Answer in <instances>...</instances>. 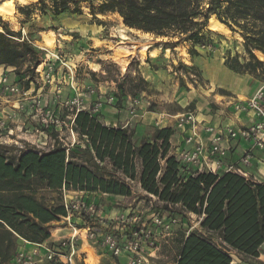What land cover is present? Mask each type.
I'll use <instances>...</instances> for the list:
<instances>
[{"label":"trees","instance_id":"obj_1","mask_svg":"<svg viewBox=\"0 0 264 264\" xmlns=\"http://www.w3.org/2000/svg\"><path fill=\"white\" fill-rule=\"evenodd\" d=\"M96 1L40 0V10L54 21L65 14L85 16L87 4L97 25L104 24L98 15L117 14L129 30L168 39L157 44L162 49L173 51L186 44L193 60L201 58L200 47L210 44L208 25L215 18L240 34L247 56L241 61L238 55H228L223 66L236 77L264 82V59L257 55L264 57V0H101L95 8ZM37 53L43 55L21 32L6 25L0 28V69H17ZM42 63L38 59L35 68ZM186 69L201 74L195 64ZM226 78L230 80L228 74ZM238 80L242 91L246 82ZM73 128L77 143L71 148L58 145L46 153L31 149L11 157L0 151V264H14L20 240L43 244L50 238L47 226L67 216L62 203L38 199L39 191L131 196L127 179L138 180L156 198L155 212L174 215L180 208L181 214L199 218L200 229L182 226L175 233V264H235L234 255L260 258L264 180L182 166L170 154L171 128H156L153 138L139 146L132 140L133 132L104 127L86 111L77 113Z\"/></svg>","mask_w":264,"mask_h":264},{"label":"rangeland","instance_id":"obj_2","mask_svg":"<svg viewBox=\"0 0 264 264\" xmlns=\"http://www.w3.org/2000/svg\"><path fill=\"white\" fill-rule=\"evenodd\" d=\"M100 3L101 0H97L94 7L97 8ZM39 4L40 0L25 5L17 4L12 17L7 19L0 17V28L6 25L15 33L21 32L33 45L40 47L43 53V55L37 53V56L30 54L27 61L17 69L9 67L0 69V151L6 152L8 157L18 156L23 151L31 149L46 153L58 145L69 146L72 138L66 128L58 132L53 127L52 133L42 121L49 120L46 118V112L50 111V117L59 118L69 124L66 119L68 111L63 105L76 98L83 102V106L91 105L93 110L96 104L104 103L109 97H114L117 104L113 107L124 109V113L129 117L141 111L146 115L145 119H149L147 123H150L152 121L150 117L164 120L169 118L168 115L195 111V102L200 97L209 99L210 104L220 103L219 96H228L223 94V91L237 96V94L246 95L247 92L253 93L255 90L246 83L243 84L242 91L228 88V85L223 87L216 84L230 83L226 78L227 74L222 69L219 72L221 68L219 65L224 63L228 55L232 57L238 55L241 61L247 56L240 34L233 33L215 18H212L208 25V29L212 31L209 35L210 44L200 47L198 50L202 55L201 58L193 60L186 44L180 45L173 51L162 49L157 44L168 42V39H157L151 35L129 30L117 14L98 15V20L104 24L97 25L88 5L83 4L85 16L78 17L75 24H63L57 19L52 21L48 13L36 12L40 9ZM211 24H217V28L214 29ZM47 42H50V45H47ZM17 43L22 44V40ZM42 48L47 49L48 52ZM52 54H58L65 63L76 70L77 91L71 88L66 68ZM46 55L54 67V80L47 84L42 82L40 74L37 73L38 67L35 68L37 60L44 62ZM257 55L261 60L264 59L260 53ZM193 64L200 69L201 74L186 69V67L191 68ZM5 76L14 85L17 84L16 78L20 80L19 93L12 94L4 90L2 78ZM252 81L256 86L264 85V82ZM239 84L237 78L232 81V85ZM119 85L122 88H119ZM92 96L96 98L93 105ZM86 99L90 104H85ZM133 109H137L136 113ZM146 125H149L150 129L155 128L154 123ZM255 156V166L247 169L246 177L263 180L264 155ZM257 168H260L259 173ZM67 196L71 201L95 198L101 216L107 219L106 226H96L102 234L118 233L116 229L122 224L117 219L122 216L134 217L136 226L148 220V217L155 212L154 209L159 206L156 199L139 191L135 192L134 200L75 192H67ZM37 198L47 204H60L64 194L41 190ZM173 212L174 215L171 216H178L181 222L174 228L175 232L171 238L159 239V256L153 260V264H175L177 241L175 233L182 229V226L190 231L200 229L199 218L191 214H181L180 208H175ZM73 221L78 228H84L83 220L74 218ZM55 228H60L55 235V240L59 237L58 243L71 233L66 222ZM79 233L85 236V232ZM77 244L82 260L88 254L89 264H111L112 258L109 261L97 258L102 251L98 248L92 250L88 247V245L92 247L91 243L85 244L80 240ZM260 259L234 255L235 264H264V248ZM76 262L78 264L77 258ZM43 264L52 263L45 261Z\"/></svg>","mask_w":264,"mask_h":264},{"label":"built area","instance_id":"obj_3","mask_svg":"<svg viewBox=\"0 0 264 264\" xmlns=\"http://www.w3.org/2000/svg\"><path fill=\"white\" fill-rule=\"evenodd\" d=\"M42 50L48 52L47 49L42 48ZM52 56L66 68L71 88L77 91L76 70L65 63L58 54H52ZM36 71L45 84L53 82L54 67L51 65L48 55ZM15 81L17 84L14 85L7 76L2 78V86L7 93L17 94L21 91L20 80L16 78ZM232 97L233 95L219 96L221 101L216 104L233 107L236 113L252 112L258 118L256 123L248 127L228 125L217 128L206 126L196 111L190 110L175 116L168 115L169 118L175 120L176 131L187 134L184 143L189 149L181 150L174 155L182 166L192 167L200 172L205 171L213 175L236 173L246 176L254 154L256 152L264 153V90L259 89L250 96L237 98L238 100H234ZM116 104V99L109 97L104 103L96 104L92 111L97 112L104 105L115 106ZM63 106L68 111L66 119L69 124L59 118L50 117V111L46 112V118L49 120L43 119L42 122L51 132L53 127L58 132L66 128L72 138V142L68 146L71 148L77 143V134L73 128L74 121L77 113L84 111V106L79 98L66 102ZM204 134L209 139L205 138ZM236 142H242L247 147L240 160L230 164L227 159L232 150L231 144ZM62 192L64 194L62 205L67 213V216L62 220L68 224L70 235L63 238L55 247L47 244H33L34 248L30 252H18L14 264H43L45 261L52 264H77V243L80 240L91 243L94 248L99 250L109 251L116 259H126V264H153V260L159 256V239L168 240L171 238L175 232L174 228L181 222L179 217L171 216L165 211L154 212L148 217V220L136 226L134 217L122 216L117 219L122 224L120 228L116 229L119 235L110 232L102 234L96 226H106L107 219L101 216L95 198L71 201L67 196L68 191L63 189ZM74 218L83 220L84 228H78L73 221ZM80 231L85 232L84 237L79 233ZM82 264H89L87 257L82 261Z\"/></svg>","mask_w":264,"mask_h":264},{"label":"crops","instance_id":"obj_4","mask_svg":"<svg viewBox=\"0 0 264 264\" xmlns=\"http://www.w3.org/2000/svg\"><path fill=\"white\" fill-rule=\"evenodd\" d=\"M48 5H49V8L51 9L52 8L51 2L48 1ZM38 6L40 7V4ZM26 11H28V10L26 9ZM39 11L41 12L40 9L36 10V12H39ZM31 16L36 17L37 15L31 14ZM77 18L78 17H73V16H70L69 14H65L62 17L58 18L57 20L63 24H68V23L75 24V20H78ZM219 66L221 67V69L226 74H228V76H230V83L228 84V83H224V82H218L216 84L223 86V87L225 85H228V88H231L234 90H241L240 86L232 85V81H235L236 78L237 79L242 78L244 80H246V79L243 77H236V75L229 72L223 66V63H221ZM245 82L247 83L248 86L250 85V87L255 88L254 92L250 93V94H246V95H239V94H237V96L233 95L232 98L234 100H236L237 98H244V97L250 96V95L254 94L255 91H258L259 89L264 90V85H260V86L257 85L256 86V84L251 80L245 81ZM92 97H93V99L91 101V104L93 105V101L96 98L94 96H92ZM87 102H88V99H86L85 104H90V102L89 103H87ZM195 103H196V110L195 111L198 113L199 117L202 119V121L204 122V124L206 126H213V127H217V128L228 126V125L234 126V127H248V126H251L254 123H256L258 120L256 115L252 112L236 113L234 111L233 107L229 108L226 105H222V104L218 105L215 102L210 104L209 99H207L205 97H200V99H197ZM213 104H215V105H213ZM90 106H84V111L89 112L93 116L97 117L99 119L100 123L104 127L116 128V129L121 128V129H126L129 132H133L132 140L137 146H139L144 141L151 140L154 136L156 128H171L174 131V136L171 138V153L170 154L176 155L181 150L189 149L184 143L185 138H186L185 136L187 134H185L183 132H177L176 131L175 120L172 119L171 117H170V119L168 118V119H164V120H162L161 118L158 119L156 117H150L151 118L150 121L152 120L153 122L151 121L150 123H147V120H149V119H145L147 117H145L146 115L143 114L141 111L136 113L137 109H133V111L136 114L134 116L129 117V115H126L124 113V109L119 110L116 107L104 105L97 112H93L92 108ZM153 115H157V114H153ZM175 115H172V116H175ZM136 119H140V120H136ZM153 123L155 125V128L150 129L149 125H146V124H153ZM156 126H158V127H156ZM204 136H205V138L209 139V137L206 134H204ZM231 146H232V150L229 153L227 162L230 164H234V163H237L240 160V158L243 156V153L245 152L247 145L243 144L242 142L241 143L236 142V143H232ZM256 154H263L264 155V153H262V152H256L254 154V158H253L252 163H251L252 168L255 166L254 160H255ZM257 171L259 173L260 168H257ZM256 180H258V179H256ZM259 181H262V180H259ZM125 182L131 190V196H109V195H104V196L113 197L114 199H133L136 191H139L140 193L143 192L144 194L148 195L141 188V184L138 180L130 181L127 179ZM80 193H82V192H80ZM82 194H87V193H82ZM87 195H96V194H87ZM149 197H151V196H149ZM153 199L155 200L156 198L153 197ZM193 216L197 217L196 215H193ZM60 224H64V221L62 220V218H61V220L52 222L47 226L48 232L50 234V238L47 241L43 242V244H47L48 246H52V247H55L56 244H59L57 241V239H59V237L55 240V235L59 231L60 228H55V226H58ZM83 226H84V223H83ZM112 234H118L119 235V233H115V232H112ZM69 235L70 234H68L66 237H68ZM83 243L86 244V242H83ZM19 244H20L19 252L22 251V252L28 253L34 248L33 247L34 243H30L26 240H20ZM22 244H24V245H22ZM87 244H88V242H87ZM88 247H90L92 250L94 249L93 246L91 247L88 245ZM101 251L102 252L97 256V258L99 260L109 261L112 258L113 260L111 261V264H126V259H124V258L116 259L112 256V254L109 251H104V250H101ZM86 257H87V263H88L89 255L87 254ZM76 258H77L78 264H82L83 260L81 259V256L79 255V253L77 254ZM259 260H261V259L259 258Z\"/></svg>","mask_w":264,"mask_h":264},{"label":"bare ground","instance_id":"obj_5","mask_svg":"<svg viewBox=\"0 0 264 264\" xmlns=\"http://www.w3.org/2000/svg\"><path fill=\"white\" fill-rule=\"evenodd\" d=\"M33 1L36 0H0V17H3L5 19L10 18L14 15L17 4L25 5ZM211 26L214 29L217 28V24H211ZM47 45H50V42H47Z\"/></svg>","mask_w":264,"mask_h":264}]
</instances>
